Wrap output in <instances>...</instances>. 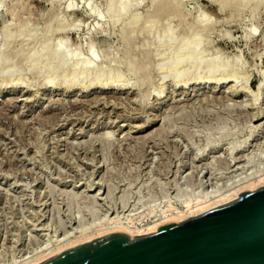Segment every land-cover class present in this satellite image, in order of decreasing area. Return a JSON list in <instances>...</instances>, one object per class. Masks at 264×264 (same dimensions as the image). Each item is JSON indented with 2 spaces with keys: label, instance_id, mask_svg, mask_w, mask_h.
<instances>
[{
  "label": "rangeland",
  "instance_id": "rangeland-1",
  "mask_svg": "<svg viewBox=\"0 0 264 264\" xmlns=\"http://www.w3.org/2000/svg\"><path fill=\"white\" fill-rule=\"evenodd\" d=\"M136 1L0 0V264L264 175V0Z\"/></svg>",
  "mask_w": 264,
  "mask_h": 264
},
{
  "label": "water",
  "instance_id": "water-1",
  "mask_svg": "<svg viewBox=\"0 0 264 264\" xmlns=\"http://www.w3.org/2000/svg\"><path fill=\"white\" fill-rule=\"evenodd\" d=\"M35 264H264V186L149 234L113 232Z\"/></svg>",
  "mask_w": 264,
  "mask_h": 264
},
{
  "label": "bare ground",
  "instance_id": "bare-ground-1",
  "mask_svg": "<svg viewBox=\"0 0 264 264\" xmlns=\"http://www.w3.org/2000/svg\"><path fill=\"white\" fill-rule=\"evenodd\" d=\"M119 1H120V4H119L120 5V9H118V10H120L122 12L125 11V13H126V11H129L132 6L134 7L133 2L135 3L136 0H119ZM138 1L141 2L140 0H137L136 2H138ZM159 5H161V4H159ZM159 5L157 4L156 8H158ZM164 5H165V3H164ZM168 6H170V5H168ZM158 10H159V8H158ZM160 10L162 11V10H164V8H162V9L160 8ZM154 11H157V10L155 9ZM97 13H98V11H97ZM92 14L95 15L94 12ZM158 14L159 13L157 12V15ZM155 15H156V13H155ZM61 53H62V50L61 51L59 50L58 56L62 55ZM76 59L77 58H75V60ZM134 59H135V57H134ZM67 60H68V58L65 59V61L63 60L62 63L63 62L66 63ZM73 62L76 63L77 61H74V59H73ZM71 64L74 65V63H71ZM71 64H69L68 66H71ZM90 64H92V63L86 64L88 70L91 69V67H92ZM93 64H95V63L93 62ZM77 66H79V62L77 63L76 67ZM62 67H64V66H62ZM76 67H75V69H76ZM80 69H78V70H80ZM71 71H72V69H71ZM105 72H107V71H105ZM106 75H105V77H106ZM99 77L101 79V75H99ZM229 80L230 79L226 78V79L223 80V83H225L227 81L229 83ZM109 82L110 81H108V83L106 82V84H102L101 83V86H100L101 89H103V90H107V89H110V90L111 89L122 90L123 88H125V86H123V85H120V84L114 85L113 84L114 82L113 83H111V82L109 83ZM160 96H161V94L159 93V97ZM260 116H261V114L258 116V118H260ZM260 186H264V175H258V176L252 177V178L249 177V179L247 178V180H245L240 185V187L236 188L234 191H231L227 195H220V196L218 195V196L212 197V198H209V197L208 198L207 197L206 198L205 197L204 198H199L198 197V199L196 201H192V202H189L187 204V210L186 211H177V212L173 211L172 213H167L166 215L163 214L164 217L162 219H158V220L152 222V224L148 225L147 227L145 226L146 228H143V227L142 228H138L136 226H133L132 224H134V223L132 221L131 222H129V221L128 222H124V221H121V219L119 220L118 217H110L108 219V221L100 222L98 224L96 223L95 225L93 224V226L86 227V228H81V229L77 228V232L76 233H74V234L73 233H71V234L68 233V235H66L64 238L60 239L59 243L56 245V247L47 248L40 255L36 256L35 258H33L31 260L25 261V263H23V264H35V263L39 262L40 260H43V259H45L47 257H50V256L54 255L58 251H61V250H64V249H68V248H72V247L77 246L79 244L91 241V240H93L95 238L102 237V236H105V235L113 233V232L125 233L128 236L129 235H134V236L146 235V234H149L151 232L156 231L157 228L159 226L163 225V224L171 223V222L179 223V222H182L184 220L189 219V217H191V216H198V215L203 214L205 212H208V211H210V210H212V209H214V208H216L218 206L227 204V203L237 199L241 192H243L245 190H254L256 188H259ZM98 192L101 195V190H99ZM99 194L96 195V197H98Z\"/></svg>",
  "mask_w": 264,
  "mask_h": 264
}]
</instances>
